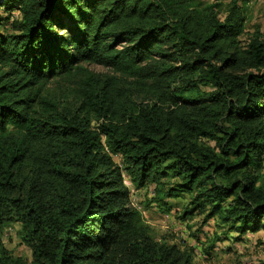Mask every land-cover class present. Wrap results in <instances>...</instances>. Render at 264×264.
I'll return each instance as SVG.
<instances>
[{
    "label": "trees",
    "instance_id": "1",
    "mask_svg": "<svg viewBox=\"0 0 264 264\" xmlns=\"http://www.w3.org/2000/svg\"><path fill=\"white\" fill-rule=\"evenodd\" d=\"M221 5L0 0L19 12L0 23V236L19 223L32 252L0 242V264H199L126 175L166 209L186 197L182 219L264 229V30Z\"/></svg>",
    "mask_w": 264,
    "mask_h": 264
},
{
    "label": "rangeland",
    "instance_id": "2",
    "mask_svg": "<svg viewBox=\"0 0 264 264\" xmlns=\"http://www.w3.org/2000/svg\"><path fill=\"white\" fill-rule=\"evenodd\" d=\"M220 2V16L224 17L231 0H208ZM246 17V31L251 33L256 27L264 30V0H239ZM19 18L16 9L6 10L0 7V23L5 28L12 25V21ZM247 34L242 36L244 41ZM91 70L108 72L109 69L99 65H90ZM206 143L214 144V140L204 139ZM117 162H122L120 156L115 155ZM125 180L131 191V199L142 213L143 219L151 226L153 235L166 238L170 242H177L195 248L196 262L199 264H258L264 260V229L248 231L238 238V232H228V226L221 224L216 218L210 219L202 225V216L182 219L178 210L186 203V197L169 199L171 208L152 201L154 185L138 187L131 183L126 175ZM19 223L7 225L0 242L14 255L31 259V249L20 237Z\"/></svg>",
    "mask_w": 264,
    "mask_h": 264
}]
</instances>
